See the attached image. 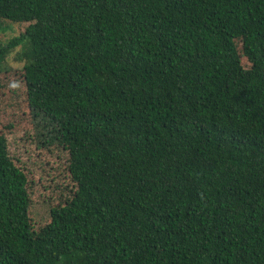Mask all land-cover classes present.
Segmentation results:
<instances>
[{"label":"trees","instance_id":"16d2710c","mask_svg":"<svg viewBox=\"0 0 264 264\" xmlns=\"http://www.w3.org/2000/svg\"><path fill=\"white\" fill-rule=\"evenodd\" d=\"M0 20L27 25L0 113L24 101L74 185L35 230L0 134V264H264V0H0Z\"/></svg>","mask_w":264,"mask_h":264},{"label":"rangeland","instance_id":"374dc122","mask_svg":"<svg viewBox=\"0 0 264 264\" xmlns=\"http://www.w3.org/2000/svg\"><path fill=\"white\" fill-rule=\"evenodd\" d=\"M19 24L0 20L1 50L13 36L25 30L27 25ZM19 52L23 54L21 45L5 52L4 59L0 62V70L22 71L27 62L20 58ZM25 104L24 101L20 104L25 110L23 113L17 112L9 104L5 105L4 112L0 113V134H6L8 154L27 177L29 216L32 226L38 230L50 221V209L71 197L74 185L67 168V152L61 147L36 146Z\"/></svg>","mask_w":264,"mask_h":264}]
</instances>
